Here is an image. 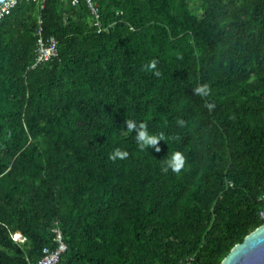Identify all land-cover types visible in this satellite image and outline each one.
<instances>
[{
	"label": "trees",
	"instance_id": "1",
	"mask_svg": "<svg viewBox=\"0 0 264 264\" xmlns=\"http://www.w3.org/2000/svg\"><path fill=\"white\" fill-rule=\"evenodd\" d=\"M91 1L97 20L86 0H17L0 21V264L36 261L53 227L57 264H220L264 223V0Z\"/></svg>",
	"mask_w": 264,
	"mask_h": 264
},
{
	"label": "clouds",
	"instance_id": "2",
	"mask_svg": "<svg viewBox=\"0 0 264 264\" xmlns=\"http://www.w3.org/2000/svg\"><path fill=\"white\" fill-rule=\"evenodd\" d=\"M57 52H58V50H57ZM54 57L56 58L57 55L54 56ZM156 63L157 62L155 60H152L145 67H146V70L153 71V72H155L156 75H159V72L156 71ZM193 92H194V94H196L198 96H205L206 97V96H208L210 94V88H209V86L207 84H203L201 86L195 87L193 89ZM181 123H183V122L181 121ZM126 127H127V130L129 132H131V133L133 132V130H135V135L134 136H135L136 145H137V148L140 151H142V152H148V149H150V148L154 149L157 152H159L160 148H159L158 142L159 141H164L166 139L163 134L150 133L148 131L147 125L145 123L137 124V122L135 120H131L130 119V120H128L126 122ZM127 156H128V153L126 151H122L121 149L117 148V149L113 150L112 153H110L109 159L113 160V161H115L117 159L123 160V159H126ZM185 162H186V158H185L184 154H182L179 151L173 152V153H171V155H169L163 161L162 171L168 172L169 170H171L173 173L179 174L181 172V170L185 167ZM51 231H52V233L54 235L53 236V240L55 242L54 243L55 246L54 247L45 246V247L42 248V251H43L44 248H48L49 250H56L58 248L59 242L56 240V233L59 232L61 234L62 242L64 243L65 248L59 253L58 259L55 262V264H57L59 259H60V255L66 250L67 245H66V243L64 241L62 231L58 227H53L51 229ZM16 233L20 234L19 232H16ZM14 234L12 236H13V239L15 241H17L19 243H23L26 240L25 237H23L21 234H20L19 238L22 239L23 241L22 240H17V239L14 238L15 237ZM42 251H41L42 254H41V256L39 258H41L43 256V252ZM36 261L29 262V263H35Z\"/></svg>",
	"mask_w": 264,
	"mask_h": 264
},
{
	"label": "built area",
	"instance_id": "3",
	"mask_svg": "<svg viewBox=\"0 0 264 264\" xmlns=\"http://www.w3.org/2000/svg\"><path fill=\"white\" fill-rule=\"evenodd\" d=\"M44 1V0H37ZM80 0H70V2L75 5ZM17 0H1L0 1V21L4 16L10 13L11 9L14 7ZM87 5L89 6L93 15H95V19L97 20L96 7L91 0H86ZM97 24V22H95ZM40 31V27L38 32ZM36 62L43 63L51 59L52 57L57 55V44L56 40L52 37L47 38L42 36L41 34L36 39ZM261 217L264 218V208L261 211ZM56 240L59 242V246L56 250H49L48 248L43 249V256L39 258L35 263L29 264H55L58 259L59 253L65 248L64 243L62 242V237L59 232L56 233Z\"/></svg>",
	"mask_w": 264,
	"mask_h": 264
},
{
	"label": "water",
	"instance_id": "4",
	"mask_svg": "<svg viewBox=\"0 0 264 264\" xmlns=\"http://www.w3.org/2000/svg\"><path fill=\"white\" fill-rule=\"evenodd\" d=\"M220 264H264V223L235 244Z\"/></svg>",
	"mask_w": 264,
	"mask_h": 264
},
{
	"label": "rangeland",
	"instance_id": "5",
	"mask_svg": "<svg viewBox=\"0 0 264 264\" xmlns=\"http://www.w3.org/2000/svg\"><path fill=\"white\" fill-rule=\"evenodd\" d=\"M15 239H17V240H22V239H20V238H18V237H14ZM23 241V240H22Z\"/></svg>",
	"mask_w": 264,
	"mask_h": 264
}]
</instances>
